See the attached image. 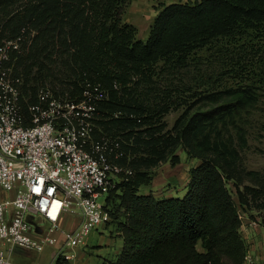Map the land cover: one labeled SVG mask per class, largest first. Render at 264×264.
I'll return each mask as SVG.
<instances>
[{"label":"trees","instance_id":"1","mask_svg":"<svg viewBox=\"0 0 264 264\" xmlns=\"http://www.w3.org/2000/svg\"><path fill=\"white\" fill-rule=\"evenodd\" d=\"M131 1L0 0V36H21L12 75L30 102L41 88L74 100L88 84L108 93L96 134L119 136L120 162L132 170L108 196L123 238L112 264H244L249 241L228 182L240 205L264 212V171L246 169L244 135L240 147L225 131L256 101L242 82L264 70V0L164 3L146 39L125 16ZM201 62L207 70H195ZM227 78L234 84H214ZM180 108L170 126L166 116ZM180 148L200 160L188 190L145 193L161 163L180 162Z\"/></svg>","mask_w":264,"mask_h":264},{"label":"built area","instance_id":"2","mask_svg":"<svg viewBox=\"0 0 264 264\" xmlns=\"http://www.w3.org/2000/svg\"><path fill=\"white\" fill-rule=\"evenodd\" d=\"M20 46L21 36H0V264H19L11 259L18 247L42 251L56 243L51 233L35 231L36 215L51 223L50 230L63 232L69 245L84 243L92 230L112 220L108 196L122 173H132L120 162L121 138L96 134L105 89L88 84L74 100L41 88L30 102L21 78L12 75L11 58ZM66 213L80 216L76 228L60 227ZM240 217L243 232L241 212ZM248 223L253 227L257 221ZM247 250L244 264H254ZM62 257L73 255L59 251Z\"/></svg>","mask_w":264,"mask_h":264},{"label":"rangeland","instance_id":"3","mask_svg":"<svg viewBox=\"0 0 264 264\" xmlns=\"http://www.w3.org/2000/svg\"><path fill=\"white\" fill-rule=\"evenodd\" d=\"M169 1L171 0H132L126 9L125 16L129 21L135 23L139 27V36L143 39H146L149 35L150 27L156 15L158 14L160 7L164 3H169ZM207 66L208 65L206 63L201 62V66H199L198 64L195 70H197L198 68L207 70ZM191 71H193V65H191ZM187 77H191V74H187ZM220 81H223V83L227 85L234 84V79L217 80V82H215L214 84H219L221 83ZM202 82L205 81L203 80ZM242 83L250 87L251 92L255 94L256 101L254 102L252 107L243 112L242 115L237 116V119L230 123V125L226 128L227 130L225 132L226 134H233L235 137L234 140H239V145H242L243 143L242 139H239V134L241 133L242 135H244L245 144L242 145L243 148L240 151L242 154L244 166L247 170H251L254 172H263L264 70L258 77ZM195 86L199 87V82L195 84ZM207 86L208 83H203L201 84L200 88ZM182 110V108L174 109L166 116V119L169 122L170 126L173 125L174 121L182 112ZM178 151H180V162L173 164L171 160H167L161 163V165L156 168V177L162 179L163 175L169 173V171L175 173L179 172L180 174L184 175L189 170L190 164L194 165L195 163L193 161L199 160L197 158L190 157L185 150H182V148H180ZM168 182L172 184L173 188H181L180 176H176L175 179L172 178L171 180H168ZM166 186L169 187L170 184H167ZM228 187L230 188L233 193V196L238 202L240 212L244 215L243 220H245L246 222L247 229H243V232L247 241H249L248 248L250 253L253 255L254 264H264V212L258 207H253L249 208V210H246L245 207L240 205L236 187L234 186L232 181L228 182ZM146 188L147 187L144 186L143 190H145ZM187 190L188 188L185 190V192ZM157 191L159 192L160 190ZM249 220H255L257 221V224H255L253 227H249ZM115 227V223H111L110 225H101L98 228L92 230L90 234L86 236L85 242L80 244L75 249L78 254V257L81 258V261H83L85 264H94L93 261L97 260V258L100 257L99 254L103 255L106 251L115 254L123 242V239L120 236L116 235ZM68 230H71V227ZM68 247L65 246V249H68ZM51 252L52 251L46 246L40 252H31V254L27 255H15L13 259L17 263L21 264H56V257L55 259H53ZM81 254L83 255L81 256Z\"/></svg>","mask_w":264,"mask_h":264},{"label":"crops","instance_id":"4","mask_svg":"<svg viewBox=\"0 0 264 264\" xmlns=\"http://www.w3.org/2000/svg\"><path fill=\"white\" fill-rule=\"evenodd\" d=\"M176 1H180V0H171V1H169V3L170 2H176ZM182 150H184V149H182ZM178 154L180 155V151H178ZM192 158H195V157H192ZM193 162L195 163L194 165H197V163L200 162V160H198V161L194 160ZM194 165L190 164L189 169ZM176 176H180L181 188H177V187L173 188L172 184L168 182V180H171L172 178L175 179ZM189 181H190L189 170L184 175L180 174L179 172L175 173V172L169 171V173L163 175L162 179L155 176L152 183L145 185L147 187L145 190H143V187H144L143 186L142 190L145 193H151L152 192L156 197L161 196V195H178V194L182 195L185 193V190L187 189ZM167 184H170V186L167 187L166 186ZM157 190H160V191L158 192ZM31 219L34 223L35 231L37 233L49 232L52 234V236L55 237L56 243L54 245L47 246V248L52 251L51 252L52 258L55 259V257H56V262L58 260L57 253L59 251H62V252H65L67 254L73 255V257H71V258H63L62 257L61 258L62 264H85L83 261H81V258L78 257V254L75 250L79 245H76V246L69 245L66 241V237L63 234V232H61L60 230H56V229L50 230L51 229V223L49 221H47L45 218H43L41 215H36V216L32 217ZM79 222H80V216L78 214L66 213L60 221V227L66 229V230L70 229V227H71V230H72V229L77 227ZM110 224L111 223H108L107 225H110ZM115 233H116V235L120 236L116 231V227H115ZM65 246H67V247L69 246L68 249H65ZM122 246H123V242L115 254L105 250L106 251L105 254H103V255L99 254L100 257L97 258V260H94L93 263L94 264L95 263L96 264H112L114 261L117 260L119 254L122 250ZM31 252H40V251L18 247L12 253L11 259L13 261H15L13 259L15 255H27V254H31ZM82 255L83 254H81V256ZM19 264H21V263H19Z\"/></svg>","mask_w":264,"mask_h":264}]
</instances>
